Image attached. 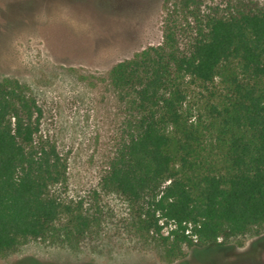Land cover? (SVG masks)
I'll return each instance as SVG.
<instances>
[{
  "label": "trees",
  "instance_id": "1",
  "mask_svg": "<svg viewBox=\"0 0 264 264\" xmlns=\"http://www.w3.org/2000/svg\"><path fill=\"white\" fill-rule=\"evenodd\" d=\"M200 6L178 0L161 43L109 72L128 115L100 185L139 229L173 226L169 256L264 227V7ZM42 116L18 80H0V257L31 240L76 244L97 224L83 202L62 199L67 165Z\"/></svg>",
  "mask_w": 264,
  "mask_h": 264
},
{
  "label": "rangeland",
  "instance_id": "2",
  "mask_svg": "<svg viewBox=\"0 0 264 264\" xmlns=\"http://www.w3.org/2000/svg\"><path fill=\"white\" fill-rule=\"evenodd\" d=\"M177 1L0 0V80H18L36 99L41 134L67 165L61 197L83 202L97 223L76 244L31 240L0 264H264V227L214 244H185L169 256L163 237L173 226L164 224L159 234L139 229L127 201L100 185L128 115L109 72L161 43L166 12ZM198 1L207 10L238 0ZM249 1L264 7V0ZM192 91L194 100L202 97L198 87Z\"/></svg>",
  "mask_w": 264,
  "mask_h": 264
}]
</instances>
